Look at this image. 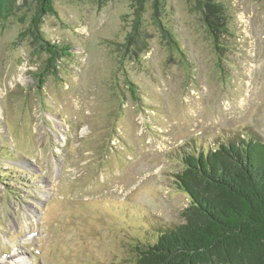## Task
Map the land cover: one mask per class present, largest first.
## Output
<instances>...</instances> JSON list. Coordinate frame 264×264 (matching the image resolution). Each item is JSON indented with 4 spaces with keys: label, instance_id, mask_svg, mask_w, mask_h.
Returning a JSON list of instances; mask_svg holds the SVG:
<instances>
[{
    "label": "rangeland",
    "instance_id": "1",
    "mask_svg": "<svg viewBox=\"0 0 264 264\" xmlns=\"http://www.w3.org/2000/svg\"><path fill=\"white\" fill-rule=\"evenodd\" d=\"M10 1L0 264H136L184 222V154L264 143V0Z\"/></svg>",
    "mask_w": 264,
    "mask_h": 264
},
{
    "label": "trees",
    "instance_id": "2",
    "mask_svg": "<svg viewBox=\"0 0 264 264\" xmlns=\"http://www.w3.org/2000/svg\"><path fill=\"white\" fill-rule=\"evenodd\" d=\"M10 4L0 1L5 12ZM39 5L54 12L49 0ZM182 162L175 185L190 201L184 222L153 245L138 244L136 264H264V143L245 137Z\"/></svg>",
    "mask_w": 264,
    "mask_h": 264
}]
</instances>
